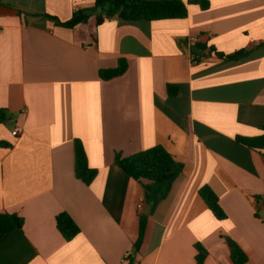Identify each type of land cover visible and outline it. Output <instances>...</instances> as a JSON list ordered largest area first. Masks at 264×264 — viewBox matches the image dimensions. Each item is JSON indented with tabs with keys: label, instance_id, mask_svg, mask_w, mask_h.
<instances>
[{
	"label": "crops",
	"instance_id": "crops-1",
	"mask_svg": "<svg viewBox=\"0 0 264 264\" xmlns=\"http://www.w3.org/2000/svg\"><path fill=\"white\" fill-rule=\"evenodd\" d=\"M206 1L184 19L96 25L92 15L69 29L57 21L93 0H0V213L22 219L0 237V264H196V244L202 264H233L228 241L244 264H264V155L236 140L264 124V0ZM197 43L248 54L228 62L206 49L194 62ZM120 58L125 72L100 80ZM74 139L96 171L89 186L74 175ZM157 145L182 170L150 212L145 183L113 159ZM59 213L79 228L68 242Z\"/></svg>",
	"mask_w": 264,
	"mask_h": 264
},
{
	"label": "trees",
	"instance_id": "trees-1",
	"mask_svg": "<svg viewBox=\"0 0 264 264\" xmlns=\"http://www.w3.org/2000/svg\"><path fill=\"white\" fill-rule=\"evenodd\" d=\"M91 10L77 9L72 12L71 17L64 22L57 21L56 17L48 18L57 21V24L64 28H73L83 23L90 16H94L96 25L105 20L118 18L125 22H151L158 20L184 19L187 17V4L198 5L201 10L209 7L206 0H93ZM209 55H214L217 59L236 62L245 58L248 54L246 50H238L231 54H225L216 51L213 47L206 45L193 44L191 52L192 61H197L199 56L197 52L206 50ZM126 60L120 58L113 68L101 69L98 71V77L102 81H108L122 75L126 70ZM167 94L174 96L176 88L167 86ZM6 119L5 110L0 109V123ZM260 133L254 137H237L236 140L249 149L257 151L264 155V124L259 128ZM114 163L132 179L143 182L144 189L147 192V202L150 212L161 202L168 194L173 181L182 170V166L171 154L161 146H153L133 155L122 157L116 153ZM73 163L75 178L84 185L89 186L95 178L96 171L88 166L87 157L82 143L78 139L73 140ZM199 197L204 202L209 211L218 220L226 218L225 213L218 204V199L208 186H203L198 191ZM143 223L140 222L137 239L134 242L136 251L141 244L143 234ZM22 226V219L15 214L0 213V237L4 234L19 229ZM55 228L60 236L66 242L70 241L79 233V228L75 222L66 213H59L55 216ZM230 248V258L233 264H244L246 256L243 251L233 242L228 241ZM196 264H202L206 252L198 244L195 245Z\"/></svg>",
	"mask_w": 264,
	"mask_h": 264
},
{
	"label": "built area",
	"instance_id": "built-area-1",
	"mask_svg": "<svg viewBox=\"0 0 264 264\" xmlns=\"http://www.w3.org/2000/svg\"><path fill=\"white\" fill-rule=\"evenodd\" d=\"M11 134H12L13 136H15V135H16V131H12ZM140 206H141V205H138V207H140ZM127 256H128V254H125L124 258H126Z\"/></svg>",
	"mask_w": 264,
	"mask_h": 264
},
{
	"label": "water",
	"instance_id": "water-1",
	"mask_svg": "<svg viewBox=\"0 0 264 264\" xmlns=\"http://www.w3.org/2000/svg\"><path fill=\"white\" fill-rule=\"evenodd\" d=\"M85 22V21H84Z\"/></svg>",
	"mask_w": 264,
	"mask_h": 264
}]
</instances>
